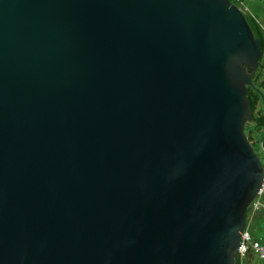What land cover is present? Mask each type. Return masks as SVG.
<instances>
[{"label": "water", "instance_id": "95a60500", "mask_svg": "<svg viewBox=\"0 0 264 264\" xmlns=\"http://www.w3.org/2000/svg\"><path fill=\"white\" fill-rule=\"evenodd\" d=\"M260 55L229 0H0V264H236Z\"/></svg>", "mask_w": 264, "mask_h": 264}, {"label": "crops", "instance_id": "0c3cea01", "mask_svg": "<svg viewBox=\"0 0 264 264\" xmlns=\"http://www.w3.org/2000/svg\"><path fill=\"white\" fill-rule=\"evenodd\" d=\"M248 8V13L256 19L263 32L264 40V0H258L260 5L256 6L257 0H242ZM254 3L255 7H251L250 3ZM257 7V8H256ZM260 70L253 76V83L256 88L260 89L264 98V41L261 44L260 55ZM250 100L252 102V119L249 123L251 128H254L253 136L255 139V147L259 148L257 154L264 158V149L261 146V141L264 137V102L259 97L255 90L250 93ZM249 100V101H250ZM263 207H261L255 215L248 221L247 228L251 237L264 244V194L262 196ZM239 264H262L257 255L249 252Z\"/></svg>", "mask_w": 264, "mask_h": 264}, {"label": "built area", "instance_id": "2783aa9c", "mask_svg": "<svg viewBox=\"0 0 264 264\" xmlns=\"http://www.w3.org/2000/svg\"><path fill=\"white\" fill-rule=\"evenodd\" d=\"M232 3L240 7L243 11L248 13V8L242 0H232ZM264 194V175L262 183L256 192L255 197L250 202L247 213H246V223L244 229L240 232V238L238 244L235 248V254L239 260V263L244 259V257L252 252L258 256L261 263L264 264V244L255 240L251 237V234L247 228L248 221L255 215V213L263 207L262 196Z\"/></svg>", "mask_w": 264, "mask_h": 264}, {"label": "trees", "instance_id": "16d2710c", "mask_svg": "<svg viewBox=\"0 0 264 264\" xmlns=\"http://www.w3.org/2000/svg\"><path fill=\"white\" fill-rule=\"evenodd\" d=\"M229 1L232 2V0H229ZM247 15H248V17H249V19H250V21H251V24H252L254 30L256 31L258 37L260 38V43L262 44L263 41H264V40H263V32H262V29L260 28V26H259V24L257 23V21H256V19L254 18V16L250 15L249 13H247ZM255 74H256V72H255ZM252 90H253V89H251V88L248 89V97H249V100H250V93L252 92ZM250 104H251V107H252V102H251V100H250ZM250 121H251V120H250ZM250 121H248V122L246 123L244 130H245V132H246V134H247V136H248V139H249V141H250L252 147L254 148V147H255V139H254V136H253V135H254L253 132H254L255 129H254V128H251V127L249 126ZM254 150H255V149H254ZM235 263H236V264H239V260H238V258H237V256H236V254H235Z\"/></svg>", "mask_w": 264, "mask_h": 264}, {"label": "rangeland", "instance_id": "374dc122", "mask_svg": "<svg viewBox=\"0 0 264 264\" xmlns=\"http://www.w3.org/2000/svg\"><path fill=\"white\" fill-rule=\"evenodd\" d=\"M256 2V6L257 5H262V4H260V2L257 0V1H255ZM248 3H250V2H248ZM250 6L251 7H255V5H254V3H250ZM257 8V7H256ZM254 149H255V152L257 153V151L259 152V148H256V147H254ZM258 155V154H257ZM259 157H260V159H261V161H262V163L264 164V158H263V156L262 155H258Z\"/></svg>", "mask_w": 264, "mask_h": 264}]
</instances>
